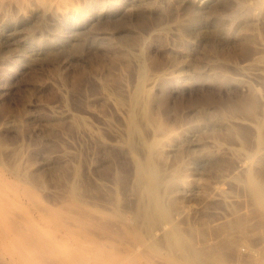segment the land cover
<instances>
[{"label": "rangeland", "instance_id": "obj_1", "mask_svg": "<svg viewBox=\"0 0 264 264\" xmlns=\"http://www.w3.org/2000/svg\"><path fill=\"white\" fill-rule=\"evenodd\" d=\"M1 176L65 264H264V0H0Z\"/></svg>", "mask_w": 264, "mask_h": 264}, {"label": "bare ground", "instance_id": "obj_2", "mask_svg": "<svg viewBox=\"0 0 264 264\" xmlns=\"http://www.w3.org/2000/svg\"><path fill=\"white\" fill-rule=\"evenodd\" d=\"M14 184L0 177V264H65L63 258L66 252L72 253L70 255L73 259L78 258L77 253H73L69 248V236L72 234L69 228L67 234V227L64 228L62 222L57 220L56 225L53 223L56 220L54 218L57 217V213L53 212L55 210L52 211L45 205L40 207L34 204L39 210L35 214L32 207L30 208L23 202L24 199H21L19 195L21 190L12 189V186L15 187ZM15 188L18 189L19 186L16 185ZM28 192L25 191L31 197V193ZM33 196L34 194L31 199H34ZM62 229L65 233H62ZM75 238L74 241L77 242V237Z\"/></svg>", "mask_w": 264, "mask_h": 264}]
</instances>
